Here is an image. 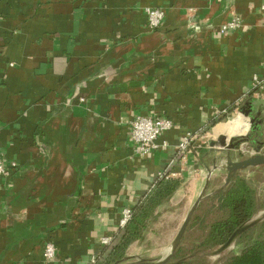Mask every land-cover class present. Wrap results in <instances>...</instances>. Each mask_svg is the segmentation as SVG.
<instances>
[{"label": "crops", "instance_id": "0c3cea01", "mask_svg": "<svg viewBox=\"0 0 264 264\" xmlns=\"http://www.w3.org/2000/svg\"><path fill=\"white\" fill-rule=\"evenodd\" d=\"M147 7L164 12L157 28ZM140 115L172 121L147 155L129 137ZM252 117L264 120V0H0V264H100L101 239L164 169L179 185L152 218L167 208L173 232L213 165L210 143L248 133ZM225 177L215 170L206 192ZM237 177L264 193V164ZM147 231L126 255L147 257Z\"/></svg>", "mask_w": 264, "mask_h": 264}, {"label": "trees", "instance_id": "16d2710c", "mask_svg": "<svg viewBox=\"0 0 264 264\" xmlns=\"http://www.w3.org/2000/svg\"><path fill=\"white\" fill-rule=\"evenodd\" d=\"M169 172L170 170L166 169L165 175L157 178L144 198L131 208V219L111 239V242L103 247L99 257L100 264H112L120 260L126 255V250L132 242L143 238L147 224L154 216L155 208L169 198L179 185L177 179L167 177ZM212 199L217 200V205H212L215 208L213 211H208V214L214 213L217 217L207 223L208 236L203 242L204 244L208 242L221 245L235 229L252 218L256 210L255 191L245 179L237 177L224 190L214 194ZM201 205L194 212L187 228L192 224L200 226L203 224V215L198 212ZM263 222L261 221L260 225ZM255 225L245 230L235 240L236 244H240L238 251L228 255L217 264H264V228L256 231ZM179 246L176 253L180 250ZM197 256L199 255L184 257L172 261L174 262L172 264H196L194 261Z\"/></svg>", "mask_w": 264, "mask_h": 264}, {"label": "water", "instance_id": "95a60500", "mask_svg": "<svg viewBox=\"0 0 264 264\" xmlns=\"http://www.w3.org/2000/svg\"><path fill=\"white\" fill-rule=\"evenodd\" d=\"M244 112L246 115H249L251 113V109L245 110ZM250 123H251L250 126L251 128L248 133L234 136L231 139H229V141L226 140V136L220 135L217 137L215 141H212L210 143L211 151L216 153L215 157L213 158V165L211 168H208L205 183L200 193L196 197V199L190 205L180 227L178 228L170 244V247L167 250V253L163 257L158 259L142 257L140 255H125L123 258L113 262L112 264H172L174 263L170 261V259L177 250L184 235V232L186 231V228L190 222V219L192 218L194 212L196 211L199 203L204 198L217 194L218 192L222 191L227 185L230 184L233 178L237 175L238 171L248 167L259 166L264 164V120L259 122L257 125H255L254 124L255 118L252 117L250 119ZM252 137H254L255 139H252ZM245 142L253 146V149L255 151L253 155L244 157V155L241 152H239L240 151L238 150L239 146ZM234 156H236V158ZM215 170L226 172L225 181L220 187H218L212 192L207 193L206 189L208 187L211 174ZM263 218H264V211L258 217L251 219L244 225L235 229L231 233V235L226 239L225 242L219 245L216 249L210 251V255H217L223 252L224 250L230 248L241 233H243L245 230L249 229L256 223L260 222Z\"/></svg>", "mask_w": 264, "mask_h": 264}, {"label": "rangeland", "instance_id": "374dc122", "mask_svg": "<svg viewBox=\"0 0 264 264\" xmlns=\"http://www.w3.org/2000/svg\"><path fill=\"white\" fill-rule=\"evenodd\" d=\"M255 199L256 210L251 219L258 217L264 211V193L256 195L255 192ZM188 209L183 211L181 217L179 218V222H177V226L171 233L168 232V224L170 223L172 218H170V211L167 208H163V211L161 215H159V217L151 218V223L149 224L150 230H145L147 231V234L149 232V234L147 235L148 238L146 236L145 240L143 239V242H147V244L150 246L148 250L143 251L147 258L158 259L163 257L167 253V250L170 247V244L178 228L180 227ZM205 210L206 206L202 204L201 207H199L198 212L203 215V224L201 226L192 224L189 228L186 229L179 246L180 250L177 253H174L170 261H176L192 255H199L197 256V259L194 261V263L217 264L228 255L238 251L240 244H236L234 242L230 248L224 250L223 252L217 255H210V251L216 249L219 244H210L208 242H205L206 244H204L203 242L207 239L208 236L207 223L211 222L213 219L211 216L208 217V214L205 212ZM261 221H264V218ZM260 222L255 225V228H257L256 231H258L260 228H264V222L261 225Z\"/></svg>", "mask_w": 264, "mask_h": 264}, {"label": "built area", "instance_id": "2783aa9c", "mask_svg": "<svg viewBox=\"0 0 264 264\" xmlns=\"http://www.w3.org/2000/svg\"><path fill=\"white\" fill-rule=\"evenodd\" d=\"M145 15L147 19V25L154 29L157 28L164 16V12L162 9L157 7H147L145 9ZM238 25V19L233 18L227 21L220 27V32L225 33L229 29H233ZM253 87H258L261 84V79L259 77L254 76L252 79ZM172 126V121L166 117L161 116H150V115H140L135 117L130 122V130H129V137L130 140L136 147L137 152L140 155H147L153 149L158 147L157 141L158 138ZM192 140V134L190 132H186L185 135L181 138L177 145V152L181 154L184 152L190 145ZM162 146H166V143H162ZM14 166V163L10 164ZM8 165L6 161L3 159L0 153V175L5 174ZM166 169L160 171L158 173V178L165 175ZM167 177H172L173 174L169 172ZM132 216V209L127 207L124 208L122 211V217L120 219V227L122 228ZM111 242L110 237H103L101 239V244L103 246L108 245ZM56 255V249L52 242L47 241L44 246V258L46 260H50L54 258ZM98 259L92 256L91 264H96Z\"/></svg>", "mask_w": 264, "mask_h": 264}]
</instances>
